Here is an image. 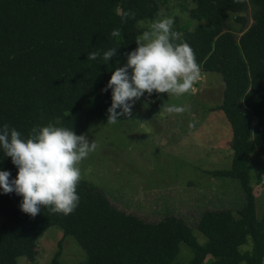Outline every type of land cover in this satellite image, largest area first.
<instances>
[{"label": "trees", "instance_id": "trees-1", "mask_svg": "<svg viewBox=\"0 0 264 264\" xmlns=\"http://www.w3.org/2000/svg\"><path fill=\"white\" fill-rule=\"evenodd\" d=\"M185 8L197 24L174 30L194 50L201 71L222 75L216 109L233 127L232 167L211 173L239 179L243 207L237 214L222 211L200 244L182 218L146 221L117 208L86 179L77 187L78 206L67 216L41 207L32 217L21 210L22 196L0 188V264H19L23 255L34 262L39 238L53 225L86 250L78 264H173L181 242L195 251L189 264H263L264 210L259 216L249 159L252 167V153L264 146V0H194ZM158 10V0H0V127H14L22 138L49 124L82 135L112 104V89L102 90L136 49L138 21ZM129 11L135 19L122 23ZM114 29L120 37L110 35ZM111 48L118 54L105 62L103 53ZM94 51L100 55L89 60ZM0 170L9 171L10 180L18 175L2 149ZM60 255L59 249L48 264H62Z\"/></svg>", "mask_w": 264, "mask_h": 264}, {"label": "rangeland", "instance_id": "rangeland-1", "mask_svg": "<svg viewBox=\"0 0 264 264\" xmlns=\"http://www.w3.org/2000/svg\"><path fill=\"white\" fill-rule=\"evenodd\" d=\"M158 1L157 15L138 21V36L165 16L174 17V26L197 24L184 9L185 5L192 7L194 0ZM244 15L250 17V13ZM233 25L240 27L239 23ZM201 73L200 82L189 94L169 97L167 93H145L135 102L132 117L122 116L120 122L107 124L110 106L91 120L82 135L98 147L80 167L82 179L96 185L117 208L149 222L178 216L191 227L198 242L205 244L207 226L215 223L225 209L236 213L246 197L239 179L211 173L232 167L234 134L224 110L216 109L223 98L222 75ZM165 103L187 110L169 115L162 111ZM190 122L195 127L190 128ZM251 156L252 186L260 216L264 210V146H257ZM59 249L62 264H78L87 258L86 250L74 236H64L63 230L53 225L38 240L36 260L31 262L23 255L18 263L48 264ZM194 255L191 246L181 242L173 264H189Z\"/></svg>", "mask_w": 264, "mask_h": 264}, {"label": "clouds", "instance_id": "clouds-1", "mask_svg": "<svg viewBox=\"0 0 264 264\" xmlns=\"http://www.w3.org/2000/svg\"><path fill=\"white\" fill-rule=\"evenodd\" d=\"M135 15L132 11L124 12L122 23L135 19ZM110 35L118 38L121 32L114 29ZM135 43L136 49L127 53V63L114 71L102 90L112 89L107 124L120 122L122 116L132 117L135 102L145 93L181 97L193 92L202 78L194 50L174 30L173 16L156 19L136 37ZM117 54V49L111 48L103 53V60L109 62ZM99 55L91 52L88 59L96 60ZM186 110L168 103L162 108L169 115ZM189 127H195V123L190 122ZM97 147L85 135L52 124L33 127L27 138L4 124L0 127V149L6 157H11L18 175L10 180L11 173L0 170V188L5 194L15 192L22 196L21 210L32 217L40 213L41 207L53 214L70 215L80 200L77 194L82 179L80 165Z\"/></svg>", "mask_w": 264, "mask_h": 264}]
</instances>
